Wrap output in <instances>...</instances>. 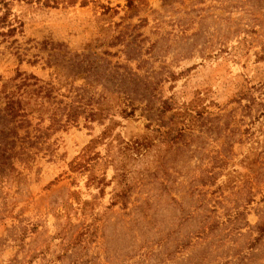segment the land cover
Returning <instances> with one entry per match:
<instances>
[{
  "label": "rangeland",
  "instance_id": "1",
  "mask_svg": "<svg viewBox=\"0 0 264 264\" xmlns=\"http://www.w3.org/2000/svg\"><path fill=\"white\" fill-rule=\"evenodd\" d=\"M4 1L0 109L45 86L62 102L84 87L96 110L100 77L70 70L81 52L171 109L29 115L46 136L0 175V264H264V0Z\"/></svg>",
  "mask_w": 264,
  "mask_h": 264
},
{
  "label": "trees",
  "instance_id": "2",
  "mask_svg": "<svg viewBox=\"0 0 264 264\" xmlns=\"http://www.w3.org/2000/svg\"><path fill=\"white\" fill-rule=\"evenodd\" d=\"M131 4L132 0H126ZM0 3L5 4L4 0ZM6 12L0 15V24L6 18ZM107 54L113 55L109 52ZM89 52L75 53L69 58L70 70L74 72L83 71L89 80L86 85L91 86L94 78L102 84L103 93H100L96 99L98 108L90 107L94 102L91 96L86 95L84 87L74 88V96L69 102H62V100H55L52 95V87L39 86L37 88L23 91L20 95L14 96L5 94L6 102L0 109V175L9 176L13 171V159L16 158L22 162L27 163L32 158L30 152L31 147L36 146L38 142H42L46 136L45 130L35 128V134L30 135L28 127L31 125V120L28 118L33 112L38 113V119H42V114L49 111L48 118L51 126L60 125L63 121L67 124L77 123L80 115H83L85 121H93L95 119L107 118L106 112L111 107V102L116 104L119 113L126 118L132 116L139 105L135 102H145L141 106L145 116L151 118L159 117L165 111L171 109L167 100H159L161 103L153 110V105L148 102L149 95L154 89L155 83L148 80H141L133 71L124 69L118 71L119 65H109L110 62L103 60L99 62L101 57L95 59V56ZM34 77V76H30ZM26 79V78H25ZM25 79L18 87L22 85H29ZM113 96V97H112ZM105 101V104L103 103ZM55 103V104H54ZM161 126V124H157ZM20 129H24V133L20 134ZM48 129V127H46ZM155 131H159L155 128ZM41 140V141H40ZM146 138L144 140H133L131 143H126L123 149H132L138 152L140 147H144ZM40 148V147H39Z\"/></svg>",
  "mask_w": 264,
  "mask_h": 264
}]
</instances>
